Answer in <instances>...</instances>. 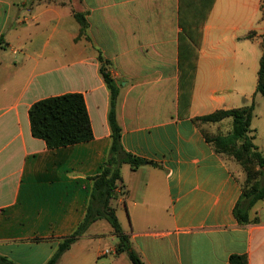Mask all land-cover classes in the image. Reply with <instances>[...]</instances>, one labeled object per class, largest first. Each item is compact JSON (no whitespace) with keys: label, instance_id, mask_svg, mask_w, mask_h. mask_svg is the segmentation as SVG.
I'll list each match as a JSON object with an SVG mask.
<instances>
[{"label":"crops","instance_id":"0c3cea01","mask_svg":"<svg viewBox=\"0 0 264 264\" xmlns=\"http://www.w3.org/2000/svg\"><path fill=\"white\" fill-rule=\"evenodd\" d=\"M179 8L180 0H0L1 257L47 264L86 216L112 145L100 51L120 90L123 147L158 165L122 167L117 215L125 213L118 218L132 249L145 264H230L233 255L264 264V200L251 223L239 224L245 173L206 138L229 134L230 118L194 121L255 102L251 135L264 154V97L256 93L264 0L216 1L191 97L187 84L180 91ZM75 12L86 14L90 41ZM68 93L83 95L94 139L49 149L32 134L30 109ZM118 243L97 221L58 264H132Z\"/></svg>","mask_w":264,"mask_h":264},{"label":"trees","instance_id":"16d2710c","mask_svg":"<svg viewBox=\"0 0 264 264\" xmlns=\"http://www.w3.org/2000/svg\"><path fill=\"white\" fill-rule=\"evenodd\" d=\"M217 0H180L179 24L182 31L179 36V81L180 91L187 84L191 93L197 71L199 50L202 45L204 27ZM81 27V36H88L86 14L74 13ZM252 36V35H251ZM260 61L256 93L264 97V43ZM100 72L111 94L109 125L112 145L101 172L93 178L94 185L90 196L87 213L77 229L63 239L57 251L47 264H58L61 257L71 246L85 236L89 228L97 221L105 220L118 237V253H127L132 264H145L132 249L129 236L124 232L117 215L118 200L123 196L124 179L122 167L129 165L138 170L145 164L158 166L156 163L128 153L122 145V128L117 119V106L120 95L119 87L109 71L110 62L99 51ZM255 102L250 106L218 110L195 119V123L215 124L232 119V130L227 135L206 136L219 154L232 158L241 165L246 176L243 195L235 208V216L241 225L251 223L250 214L255 205L264 200V154L254 144L251 135ZM32 134L46 142L49 149L86 143L94 139L91 120L83 95L68 93L51 97L35 103L30 109ZM255 223L257 222L254 221ZM0 264H15L0 256ZM230 264H249L245 255H233Z\"/></svg>","mask_w":264,"mask_h":264},{"label":"rangeland","instance_id":"374dc122","mask_svg":"<svg viewBox=\"0 0 264 264\" xmlns=\"http://www.w3.org/2000/svg\"><path fill=\"white\" fill-rule=\"evenodd\" d=\"M228 121H229L228 123H226V124L223 125V128H224V129H223V132H227V131L232 130V126H233V124H232V120L230 119V120H228ZM255 122H256V121H255ZM255 124H257V122H256ZM118 216H119L121 219H123V221L125 220V213H124L123 210L119 211Z\"/></svg>","mask_w":264,"mask_h":264}]
</instances>
